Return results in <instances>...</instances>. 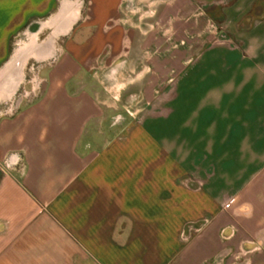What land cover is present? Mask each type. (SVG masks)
Segmentation results:
<instances>
[{
  "label": "crops",
  "instance_id": "1",
  "mask_svg": "<svg viewBox=\"0 0 264 264\" xmlns=\"http://www.w3.org/2000/svg\"><path fill=\"white\" fill-rule=\"evenodd\" d=\"M123 2L0 0V98L42 63L0 114V264H264V16L222 33L215 0H158L172 32L144 31L137 116L115 127L92 68L135 39Z\"/></svg>",
  "mask_w": 264,
  "mask_h": 264
},
{
  "label": "rangeland",
  "instance_id": "2",
  "mask_svg": "<svg viewBox=\"0 0 264 264\" xmlns=\"http://www.w3.org/2000/svg\"><path fill=\"white\" fill-rule=\"evenodd\" d=\"M156 4H159L158 0H124L122 6V16L125 19L123 28L128 31V33L135 34V39L132 40V43L128 40L125 42V53L121 55L120 61H111L110 59L107 62H101V68H98V63L94 64L93 70H103L104 75H100L99 78L108 79V82L101 87L104 94L108 96L111 104V115L109 117L110 126H121L126 125L128 120L134 119L137 114L131 111H134L133 104L125 101L124 94L126 85L130 82L136 81V74L141 67L151 60L150 54L143 52V47L145 43V34L144 31H147L148 34L152 36L162 38L163 34L160 33L164 31L165 36L171 34L172 30L167 27H161L160 24L155 23L156 17L153 16V11ZM247 4V5H246ZM246 5V6H245ZM217 17L215 30H221L222 33L225 32V26L228 24L227 29H236L237 27L241 29V26L246 25L247 20L251 18L253 11L258 12V17L264 16V0H215V2L209 5ZM152 26V27H151ZM213 27V28H214ZM245 27V26H244ZM167 28V29H166ZM151 31H148V30ZM245 29V28H244ZM52 31L50 27L45 26L37 34L38 41L44 40L48 37V34ZM31 36L26 32H21L18 36V42L28 43L31 41ZM63 36H57L55 39V47H59V44L62 41ZM158 39L157 42L159 41ZM130 46V47H129ZM136 48L134 54L133 49ZM41 50V49H40ZM127 50H129L127 52ZM41 62L35 57L27 56L26 62L24 65L22 81L17 88L16 92L13 93V97L10 100H5L0 98V114L7 113L11 110V102L15 99H18L22 96H31L36 92V84L40 81L39 77V67ZM134 72L130 71V68H134ZM138 67V68H137ZM119 68H127L128 71L123 78L116 81V75L118 74ZM44 72V71H43ZM42 72V73H43ZM129 73V74H128ZM13 106V105H12ZM132 106V107H131ZM136 119V118H135ZM186 217V216H185ZM184 231L180 235V239H186L191 236V233L194 232V228L197 227V224H193L191 218H185ZM203 217H200V222H203ZM197 221V220H196ZM195 223V222H194Z\"/></svg>",
  "mask_w": 264,
  "mask_h": 264
}]
</instances>
